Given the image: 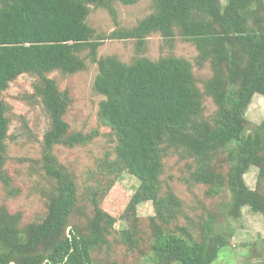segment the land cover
Instances as JSON below:
<instances>
[{
  "label": "trees",
  "instance_id": "obj_1",
  "mask_svg": "<svg viewBox=\"0 0 264 264\" xmlns=\"http://www.w3.org/2000/svg\"><path fill=\"white\" fill-rule=\"evenodd\" d=\"M139 1L119 0L125 6ZM100 8L118 26L113 0H0V95L22 74L39 78L34 94L49 127L35 162L50 185L43 189V196L48 194L40 220L22 225L20 213L0 211V264H118L110 244L118 233L116 220L100 206L114 180H95L85 206L79 203L75 178L53 154L58 145L73 149L99 135L70 127L64 119L70 106L67 91L47 77L52 72L74 74L85 69L86 60L97 65L93 91L103 97L98 118L116 143L114 161L105 159L100 170L135 177L139 184L127 205L151 202L157 217L150 218L154 243L144 264H211L224 243L220 234L210 235L209 225L197 242L158 224L168 223L180 206L171 190L161 191L163 159L176 153L191 158V177L209 185L210 194L226 186L231 217H239L243 207L264 215V196L243 179L251 167L259 169V177L264 175V120L245 132V112L253 96H264V1L153 0V12L134 27L95 38L87 18ZM153 33L168 42L178 35L194 45L196 64H208L211 73L202 90L192 63L184 58L168 55L154 61L141 56L124 63L114 55L97 57L105 39H133L140 51ZM205 97L216 107L209 117L203 115ZM7 112L0 99V181L11 195L15 189L4 169ZM138 228L134 218L119 233L121 241L136 244ZM103 251L107 259H98L95 254Z\"/></svg>",
  "mask_w": 264,
  "mask_h": 264
},
{
  "label": "rangeland",
  "instance_id": "obj_2",
  "mask_svg": "<svg viewBox=\"0 0 264 264\" xmlns=\"http://www.w3.org/2000/svg\"><path fill=\"white\" fill-rule=\"evenodd\" d=\"M225 0H222V3ZM264 1V0H263ZM117 12V23L105 9H92L87 24L94 29L95 38H107L117 28L130 29L141 19L153 12V0H140L135 5L125 6L119 0H113ZM85 54L82 55L84 57ZM114 55L124 63H130L137 57L157 60L164 56H175L190 61L197 86L202 90L203 81L210 76L209 65L199 67L196 64L197 51L194 45L176 37L168 42L158 33L150 34L144 41L140 51L133 39H105L97 50V57ZM98 68L90 60L85 61V69L74 74L52 72L47 75L55 81L57 88L67 91L70 106L65 120L74 130L84 133L97 130L99 135L91 143L68 149L56 146L53 154L65 165L79 185L81 199L79 203L87 205L89 188L95 180L105 184L112 183L111 189L101 201V208L115 217V230L120 232L128 228L134 218L138 221L137 242L132 247L115 236L110 244L114 246L118 264H144L152 257L150 218L155 216L151 202L138 204L130 208L127 204L138 187L135 177L126 172L117 175L109 169L102 174L104 160L114 158L115 141L110 129L98 118L99 103L102 96L93 91V82ZM39 84L36 75L22 74L10 82L2 92L0 99L7 105V117L10 120L6 139V163L4 169L11 178L15 192L6 193L0 181V211L20 213L21 223L25 225L40 220L45 214L46 198L43 189H49V183L42 177V171L35 160L41 157V141L49 127V119L43 104L35 94L34 85ZM203 115L209 117L216 109L209 97L203 102ZM245 132H250L264 120V96L255 94L245 112ZM113 160L110 161L113 162ZM109 164V162H108ZM108 167V166H107ZM108 169V168H107ZM195 171V163L191 158L170 154L163 159L161 175V191L171 190L180 201L179 209H174L168 223L158 222L166 232L180 234L187 241L201 240L202 231L210 235L220 234L223 247L219 248L217 258L211 264H263L264 263V215L253 212L249 207L241 208L239 217L228 214L230 193L226 186L217 194L208 193L209 185L196 183L191 174ZM259 169L251 167L243 175L249 189L264 196V175L259 177ZM164 194V193H163ZM157 220V217H154ZM160 221V220H159ZM181 230H184L183 233ZM115 237V238H114ZM116 240L117 242H113ZM108 252L96 253L98 259H107ZM152 263V261H149Z\"/></svg>",
  "mask_w": 264,
  "mask_h": 264
}]
</instances>
